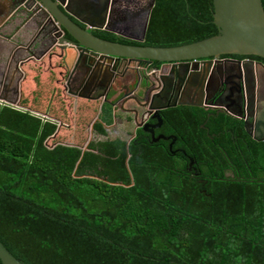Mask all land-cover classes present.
I'll return each instance as SVG.
<instances>
[{
  "label": "trees",
  "instance_id": "trees-1",
  "mask_svg": "<svg viewBox=\"0 0 264 264\" xmlns=\"http://www.w3.org/2000/svg\"><path fill=\"white\" fill-rule=\"evenodd\" d=\"M151 3L141 41L95 35L175 47L218 33L212 0ZM58 54L23 65L22 109L0 105V242L13 257L22 264H264V143L242 139L229 116L194 108L195 125L177 137L200 164L199 178L142 130L128 144L94 139L82 151L99 102L74 103ZM169 112L176 110L162 115ZM112 119L104 103L94 136L107 137L103 125Z\"/></svg>",
  "mask_w": 264,
  "mask_h": 264
},
{
  "label": "flooded vegetation",
  "instance_id": "flooded-vegetation-1",
  "mask_svg": "<svg viewBox=\"0 0 264 264\" xmlns=\"http://www.w3.org/2000/svg\"><path fill=\"white\" fill-rule=\"evenodd\" d=\"M52 1L61 11H63L64 4H71L73 13L75 12L76 15L80 16L79 19L82 18L84 23L72 16H67L82 29L87 30L86 24L89 23L99 24V17L95 18L88 12V7H85V5H91V0ZM124 2L127 4L131 0H110L109 9L105 15L107 18L104 17L103 12L100 15V17L105 18V28L101 30L91 29V31L89 29V32L96 36V32L104 31L112 33L117 38H131L130 40H135L136 38H132L141 35L146 23V21L143 23L140 20L142 11H138V23L131 27L130 22L124 23L123 21L136 16L127 8H123ZM149 10L150 7L148 13ZM49 18L45 11L40 9V3L37 0H0V102L6 103L3 106L10 107L7 103L14 101H18L20 106L21 87L25 79V72L22 68L24 64L29 61L40 62L47 57L50 58L51 54L57 51L56 46H67L70 42H74L65 31L56 26ZM97 20L98 22H96ZM122 23L125 24L123 28L120 27ZM123 32L133 37H126L122 34ZM63 39H66L67 42L62 43ZM141 40L142 38L136 41ZM75 53V50L67 49L69 58L67 59L66 78L71 72L69 90L72 92H77L81 84L86 79L88 80L89 76H93L92 70H90L91 66L87 65L88 59L82 54L77 61L74 59L77 56ZM208 60L212 62V67L207 74L204 75L203 68V70L199 68L192 71L195 75H191L189 78L188 75L185 78L183 74L179 75L178 73V76L172 79L164 80L163 83L159 82L158 88L151 75L156 76L157 80L160 81L158 76L166 72V69L163 68L162 73L158 75L157 72L160 70L161 64L119 61L115 64L114 75L105 73V66L102 68L100 66L98 70L103 73L101 82L90 89L85 88L79 93L85 98H99L100 100L96 101L101 103V108L104 103L112 98L109 91L112 90L113 86L118 87L120 93L117 100L120 102L114 116L112 114V124L119 120L123 122L124 127L131 125L135 127L133 121L135 114L131 112L137 113L140 122L144 121V125L149 124L148 129L153 131L155 138L164 136L169 139L154 141L151 139L150 133L142 129L137 130H142L153 142H165L167 149L174 156H183L188 175L192 178H199L198 167L200 164L187 154L185 147L179 146L177 137L178 133L189 130L190 123L195 125V121L192 120L188 112L189 109L191 112L194 108L209 110L208 117H211L213 113L215 115L225 114L233 120L237 130L242 129L244 133L242 139L247 138L257 144L264 143V61L256 59L254 56L228 55ZM198 62L201 63L202 60L196 61L199 65ZM192 65L193 68L198 67L192 62H188V68ZM191 79L192 82H190ZM66 93L68 94L67 89ZM105 93H107V97L104 100L103 95ZM71 97L76 103L78 99ZM179 103H191L200 106ZM167 105L175 106L165 108L157 114L155 112L150 113L151 111L148 113L149 107L161 108ZM169 109L176 110V113L169 112L163 116L162 112ZM175 118L180 119L181 124L177 125ZM199 127L202 130L205 128L202 124ZM206 130L208 131V129ZM132 133L133 129L131 135ZM224 175L226 178L233 179V175L227 170Z\"/></svg>",
  "mask_w": 264,
  "mask_h": 264
},
{
  "label": "water",
  "instance_id": "water-1",
  "mask_svg": "<svg viewBox=\"0 0 264 264\" xmlns=\"http://www.w3.org/2000/svg\"><path fill=\"white\" fill-rule=\"evenodd\" d=\"M37 1L40 3V9L45 11L48 17H50L49 19L54 22L56 26L65 31L74 40V42L77 43V45L74 42H70L67 46H56L57 51L59 50L58 55L63 58V62L66 63L65 65H68L67 59L69 58L67 49H72L77 53V58L75 57L74 59L79 61L78 58L84 54V57L88 59L87 65L91 66L90 70H92L93 76H89L88 80L86 79V81L81 84L77 92L69 90V82L72 78L71 72L65 79V87L68 94L76 99L100 100L99 98H85L79 92L85 88L90 89L91 87L96 86L97 83L101 82L103 73L98 70L100 66L101 68L105 66V73L114 75L113 72L115 71V64L119 61H139L145 64L156 62L161 64L162 66L157 72L158 75L162 73L163 68L166 69V72H163L161 76H158L160 81L157 80L156 76L151 75L155 79V84L158 88L160 83L165 82L164 80H169L178 76V73L179 75L183 74V77L185 78L188 75L189 78L191 75H195L192 71L203 68L204 75L207 74L212 67V62L208 60L210 58L228 55L254 56L264 60V10L261 0H212V23L217 28V35L198 42L175 47L126 45L94 36L91 32H89V29L91 31V29L101 30L105 28V18H107L105 15L109 9L110 0H91V5H85L86 8L88 7V12L94 15L95 18L99 17V22L98 20L96 21L99 23L98 25L95 23L86 24L87 30L79 27L68 17L72 16L81 23H84L83 20H81L82 18L79 19L80 16L76 15L75 12L73 13L71 4H64L63 6V3H61V6H63V11H61L52 0ZM151 6L152 3L150 8ZM102 12L105 18H102V16L100 17ZM148 17L149 13L147 14L142 38L146 32ZM61 42H67V40L63 39ZM199 60H202V62H198V65L196 61ZM188 62H192L198 67L195 66L193 68L192 65L188 68ZM190 82H192V79ZM109 92L112 94V98L107 102V104L110 106L114 116L120 102L117 100L120 91L118 90V87L113 86L112 90ZM106 97L107 93L103 95L104 100ZM5 104L6 103L4 101L0 102V105L2 106ZM7 104L13 108H20L18 101L8 102ZM179 104L200 106L198 104L191 103ZM171 106L173 107L175 105H167L161 108L149 107L148 113L151 111L150 113L155 112V114H157L161 110L170 108ZM131 113L135 114L133 119L135 127L131 137L127 140V144L135 137V131L137 129H142L143 131L150 133L151 139L154 141H158L159 139H169L164 136L155 138L153 131L148 129L149 124L144 125V121L140 122L138 120L137 113ZM85 150L86 148L83 147L82 151ZM0 262L1 264H22L15 257H13V255L1 242Z\"/></svg>",
  "mask_w": 264,
  "mask_h": 264
},
{
  "label": "rangeland",
  "instance_id": "rangeland-1",
  "mask_svg": "<svg viewBox=\"0 0 264 264\" xmlns=\"http://www.w3.org/2000/svg\"><path fill=\"white\" fill-rule=\"evenodd\" d=\"M151 2H152V0H131V2H128L127 4L124 2L123 8H125V9L127 8L129 10V12H132V14L135 15L136 17L135 18H132V19H128V20L123 21V22L124 23H126V22L129 23L130 22L131 27H133V24L138 23L137 20H139V18H138V15L137 14H138V11L141 10L142 12L140 13L141 14L140 20H141V22L145 23L144 21H146L148 9H149V7L151 5ZM134 12H136V13H134ZM124 23L121 24V26H120L121 28L125 27V24ZM143 23H142V25H143ZM134 27L136 28L137 26H134ZM131 30L133 31L132 28H131ZM142 32H143V29H142ZM142 32H141V35H138L137 37L130 36L129 34H125L124 32L122 34L124 36H126V37H133L132 39H135L136 38L135 40H140L142 38ZM131 132H132L131 130H128L126 132V136L124 138L129 139L131 137ZM62 136L64 138L67 137L66 140H71L72 139V137H71L72 135L70 136V135H67V134L63 133ZM116 136H119L118 133L115 134L114 132L113 133H109L108 132V136L107 137L95 136L96 137L95 139H97V138H99V139H106V138H112V137H116ZM87 138H89V136H87Z\"/></svg>",
  "mask_w": 264,
  "mask_h": 264
},
{
  "label": "crops",
  "instance_id": "crops-1",
  "mask_svg": "<svg viewBox=\"0 0 264 264\" xmlns=\"http://www.w3.org/2000/svg\"><path fill=\"white\" fill-rule=\"evenodd\" d=\"M70 61H71V59H70ZM69 62V61H68ZM70 63V62H69ZM16 68V67H15ZM17 69V68H16ZM16 69H14V70H16ZM100 105H101V103L99 102V106H98V109H97V112H96V114H95V116H94V118L92 119V121H91V123L89 124V126L87 127V135L89 136V138H87V141H86V143H85V145L83 146L84 148H86L87 149V144L91 141V140H94L96 137L94 136V134H93V125H94V123H96V122H99V113H100ZM59 125H61L60 123H59ZM103 127H104V129L107 131V134H108V132L109 133H115V134H117L118 133V135L119 136H116V137H112V138H109V139H116V138H120V139H122V140H125V141H127L128 139H126V138H124L125 136H126V132L128 131V130H131L132 131V129H134V127L131 125V126H127V127H125L124 128V124H123V122L122 121H117L115 124L113 123L112 125H110V126H106V125H103ZM124 129V130H123ZM113 131V132H112ZM117 133H116V132ZM124 131V132H123ZM97 140H100L99 138H97ZM82 147V148H83Z\"/></svg>",
  "mask_w": 264,
  "mask_h": 264
}]
</instances>
